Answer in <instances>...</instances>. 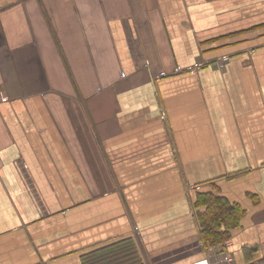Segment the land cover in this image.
I'll return each mask as SVG.
<instances>
[{
    "label": "crops",
    "instance_id": "1",
    "mask_svg": "<svg viewBox=\"0 0 264 264\" xmlns=\"http://www.w3.org/2000/svg\"><path fill=\"white\" fill-rule=\"evenodd\" d=\"M190 186L246 209L230 239L205 245ZM128 238L264 259V0H0V264Z\"/></svg>",
    "mask_w": 264,
    "mask_h": 264
},
{
    "label": "trees",
    "instance_id": "2",
    "mask_svg": "<svg viewBox=\"0 0 264 264\" xmlns=\"http://www.w3.org/2000/svg\"><path fill=\"white\" fill-rule=\"evenodd\" d=\"M195 209L204 243L208 247L230 239L246 214V209L239 203L231 202L216 187L198 191ZM89 258V264H143L136 241L132 238L103 246L93 251ZM252 264H264V259Z\"/></svg>",
    "mask_w": 264,
    "mask_h": 264
},
{
    "label": "built area",
    "instance_id": "3",
    "mask_svg": "<svg viewBox=\"0 0 264 264\" xmlns=\"http://www.w3.org/2000/svg\"><path fill=\"white\" fill-rule=\"evenodd\" d=\"M183 69L184 68L182 66H177L176 67V72L182 71ZM167 75H168V72L163 71V72L159 73L158 77H163V76H167ZM189 189H191V190H201V186H190ZM136 230H137V233H139V228H136ZM194 264H208V263L207 262H199V263H194Z\"/></svg>",
    "mask_w": 264,
    "mask_h": 264
}]
</instances>
